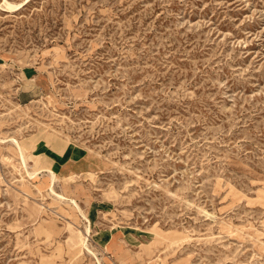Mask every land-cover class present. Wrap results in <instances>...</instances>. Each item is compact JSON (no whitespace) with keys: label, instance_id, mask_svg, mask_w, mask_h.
<instances>
[{"label":"rangeland","instance_id":"374dc122","mask_svg":"<svg viewBox=\"0 0 264 264\" xmlns=\"http://www.w3.org/2000/svg\"><path fill=\"white\" fill-rule=\"evenodd\" d=\"M9 1L0 264H264V0Z\"/></svg>","mask_w":264,"mask_h":264},{"label":"bare ground","instance_id":"6f19581e","mask_svg":"<svg viewBox=\"0 0 264 264\" xmlns=\"http://www.w3.org/2000/svg\"><path fill=\"white\" fill-rule=\"evenodd\" d=\"M2 6H4L7 10H9V11H15L16 9H19L20 7H21V3H19V4H14V3H12V2H10L9 0H3V3H2ZM14 140V139H13ZM15 141V144H16V146H17V148H18V151H19V153H20V157H21V159H22V161H23V163L24 164H26V156H25V152H24V149H23V146L21 145V143H19L17 140H14ZM47 171H49V173H50V178H51V181H52V185H51V192H54L58 197H60V198H64V195L63 194H61V193H58V192H56L55 191V188H54V186H53V183H55V181H56V179H57V177H56V172L54 171V170H52V169H48ZM34 175H35V172H33V173H31V172H28V176H29V178H32V177H34ZM48 175V174H47ZM67 199V198H66ZM72 201V203H74V205L77 207V208H79L80 209V206H79V204H78V202H77V200L76 199H72L71 200ZM90 233V228L89 227H87L86 228V235L84 236V239H83V246L90 252V253H92V254H94V252L90 249V247H89V245H88V240H89V238H88V234ZM98 262H99V264H101V262H100V260L98 259Z\"/></svg>","mask_w":264,"mask_h":264}]
</instances>
